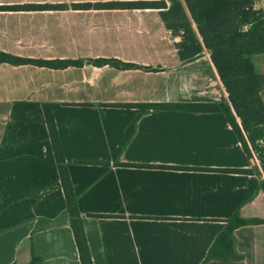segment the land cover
<instances>
[{
	"label": "crops",
	"instance_id": "1",
	"mask_svg": "<svg viewBox=\"0 0 264 264\" xmlns=\"http://www.w3.org/2000/svg\"><path fill=\"white\" fill-rule=\"evenodd\" d=\"M124 2L165 6L73 7ZM23 5L64 8L0 9V53L83 65L0 62V264H81L46 108L93 264H264V224L221 238L264 221V174L225 114L171 109L228 101L184 0H0Z\"/></svg>",
	"mask_w": 264,
	"mask_h": 264
},
{
	"label": "trees",
	"instance_id": "2",
	"mask_svg": "<svg viewBox=\"0 0 264 264\" xmlns=\"http://www.w3.org/2000/svg\"><path fill=\"white\" fill-rule=\"evenodd\" d=\"M204 46L228 94L227 102L183 103L172 105V110L195 113H223L238 136L250 158L255 153L260 161L257 173L264 174V73L257 71L253 56L264 55V12L256 9V0H184ZM159 2H124L74 5L76 9H142L161 8ZM63 6L23 5L2 7L8 11L56 10ZM0 62L13 65H36L52 69H64L83 65L80 61H45L18 58L0 53ZM95 66L112 65L118 69L136 68L118 60H91ZM149 69V68H148ZM163 108H167L164 106ZM53 150L65 192L67 212L70 217L81 264H93L77 197L66 166L60 137L54 117L45 109ZM219 172L253 175L248 169H221ZM264 192V180L261 183ZM264 224L259 219H244L237 212L231 219L225 234L247 225ZM220 238V239H221ZM214 249L210 252L213 256ZM33 264V263H32Z\"/></svg>",
	"mask_w": 264,
	"mask_h": 264
},
{
	"label": "rangeland",
	"instance_id": "3",
	"mask_svg": "<svg viewBox=\"0 0 264 264\" xmlns=\"http://www.w3.org/2000/svg\"><path fill=\"white\" fill-rule=\"evenodd\" d=\"M255 8L258 9V10L261 9L264 12V0H256ZM253 61L256 64L257 71L259 73H264V55H255V56H253ZM255 155L257 156L256 153H255ZM253 159L255 160L254 156H253ZM257 160H255L256 165L260 162V161H257Z\"/></svg>",
	"mask_w": 264,
	"mask_h": 264
},
{
	"label": "built area",
	"instance_id": "4",
	"mask_svg": "<svg viewBox=\"0 0 264 264\" xmlns=\"http://www.w3.org/2000/svg\"><path fill=\"white\" fill-rule=\"evenodd\" d=\"M254 158H255V160H257V158H256V156H255V155H254ZM257 161H258V160H257ZM257 165H258V166H259V168H260V164L258 163Z\"/></svg>",
	"mask_w": 264,
	"mask_h": 264
}]
</instances>
